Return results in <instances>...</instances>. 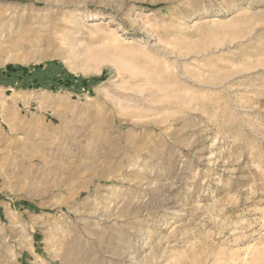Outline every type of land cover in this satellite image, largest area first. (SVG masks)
Wrapping results in <instances>:
<instances>
[{"label":"rangeland","instance_id":"1","mask_svg":"<svg viewBox=\"0 0 264 264\" xmlns=\"http://www.w3.org/2000/svg\"><path fill=\"white\" fill-rule=\"evenodd\" d=\"M68 261L264 264V0H0V264Z\"/></svg>","mask_w":264,"mask_h":264},{"label":"bare ground","instance_id":"2","mask_svg":"<svg viewBox=\"0 0 264 264\" xmlns=\"http://www.w3.org/2000/svg\"><path fill=\"white\" fill-rule=\"evenodd\" d=\"M102 214H103V213H102ZM102 214L100 213V215H101L102 217H101L99 220H101V221H106V216H107V215L103 216ZM91 215H92V214H91ZM91 215H90V216H91ZM104 217H105V218H104ZM108 217H109V216H108ZM107 219H108V218H107ZM108 221H109V220H108ZM98 222H99V221H98ZM103 223H104V222H103ZM101 225H102V224H101ZM124 226H125V225H124ZM98 227H99V226H98ZM101 228H102V227H101ZM104 229H105V228H104ZM137 229H138V228H137ZM137 229H136V230H137ZM66 230H67V229H66ZM108 230H109V229H108ZM134 230H135V228H134ZM134 230H133V231H134ZM112 232H113V231H112ZM114 232H115V231H114ZM126 232H127V231H126ZM116 233H117V232H116ZM118 233H120V232H118ZM129 233H130V232H129ZM65 234H66V232H65ZM120 234H121V233H120ZM130 234H131V233H130ZM67 235H68V234H67ZM114 235H115V234H114ZM123 235H124V233H123ZM54 236L56 237V235H54ZM119 236H120V235L118 234V237H119ZM124 236H125V235H124ZM130 236H131V235H130ZM115 237H116V236H115ZM115 237H114V239H115ZM121 238H122V237H121ZM101 239H102V238H101ZM101 239H100V240H101ZM111 239H112V238H111ZM117 239H119V238H117ZM122 239H124V238H122ZM125 239H127V238H125ZM55 241H56V240H55ZM59 241H60V240H59ZM59 241H58V242H59ZM103 241H104V240H103ZM108 241H109V240H108ZM111 241H113V240H111ZM118 241H119V240H118ZM121 241H122V240H121ZM121 241H120V242H121ZM114 242H115V241H114ZM116 242H117V241H116ZM124 242H125V241H124ZM126 242H127V241H126ZM60 243H61V242H60ZM60 243H58V244H60ZM118 243H119V242H118ZM61 244H62V243H61ZM61 244H60V245H61ZM126 244H127V243H126ZM60 245H59V246H60ZM62 245L64 246V244H62ZM122 245H123V244H121V246H122ZM57 246H58V245H57ZM112 246H113V245H112ZM115 246H116V245H115ZM124 246H125V244H124ZM61 247H62V246H61ZM61 247H60V248H61ZM116 247H117V246H116ZM70 248H71V247H70ZM125 248H126V249H124V251H122V253H121V256H122L124 259H126L128 256L131 255V254H130V252H131V251H130V250H131V247L128 246V244H127ZM121 249H122V248H121ZM114 250H116V249L114 248ZM114 250H113V251H114ZM109 251H110V250H109ZM113 251H112V252H113ZM118 251H119V249H118ZM114 252H116V251H114ZM133 252H134V251H133ZM55 253H56V252H55ZM70 253H71V252H70ZM116 253H117V252H116ZM118 253H120V251H119ZM114 254H115V253H114ZM64 255H66V254H64ZM72 255H73V252H72ZM132 255H133V253H132ZM132 255H131V256H132ZM113 256H114V255H113ZM39 257H40V256H39ZM70 257H71V256H70ZM119 257H120V256H119ZM62 258H63V257H62ZM137 258H138V257H137ZM154 258H155V256H154ZM66 259H67V258H66ZM71 261H72V260H71ZM73 261H74V260H73ZM63 262H64V261H63ZM73 263H74V262H73ZM125 263H126V262H125ZM66 264H72V263L68 261V263L66 262ZM76 264H78V263L76 262ZM130 264H131V263H130Z\"/></svg>","mask_w":264,"mask_h":264}]
</instances>
